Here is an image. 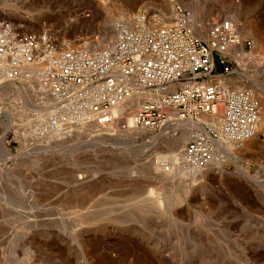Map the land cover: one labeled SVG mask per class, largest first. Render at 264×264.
I'll list each match as a JSON object with an SVG mask.
<instances>
[{"label":"rangeland","instance_id":"obj_1","mask_svg":"<svg viewBox=\"0 0 264 264\" xmlns=\"http://www.w3.org/2000/svg\"><path fill=\"white\" fill-rule=\"evenodd\" d=\"M164 1L0 0V34L40 49L97 48L103 40L89 41L100 40L106 16L158 15ZM169 1L195 19L234 16L264 57V0ZM37 111L0 94V264H264V132L190 181L182 168L173 178L155 168L168 156L167 122L135 128L132 147H121L74 130L49 137Z\"/></svg>","mask_w":264,"mask_h":264},{"label":"bare ground","instance_id":"obj_2","mask_svg":"<svg viewBox=\"0 0 264 264\" xmlns=\"http://www.w3.org/2000/svg\"><path fill=\"white\" fill-rule=\"evenodd\" d=\"M164 7L158 15L140 10L106 16L100 40L89 41L103 40L97 48L80 43L76 50L40 49L37 42L1 33L0 94L15 92L37 107L35 118L48 126L41 128L49 137L74 130L76 136L95 133L96 144L109 139L132 147L128 140L135 128L167 122L168 156L155 168L165 178L180 176L182 168L194 181L222 154L229 158L235 146L253 148L248 142L264 132V105L258 103L264 57L256 42L252 46L240 34L234 16L210 21L207 15L195 19L184 6L174 9L169 0ZM17 79L24 83L16 85ZM124 110L130 112L126 117ZM159 135L144 145L155 144Z\"/></svg>","mask_w":264,"mask_h":264}]
</instances>
